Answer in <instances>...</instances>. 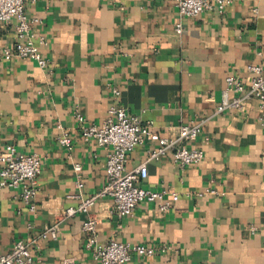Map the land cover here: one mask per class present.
Masks as SVG:
<instances>
[{
  "label": "crops",
  "instance_id": "obj_1",
  "mask_svg": "<svg viewBox=\"0 0 264 264\" xmlns=\"http://www.w3.org/2000/svg\"><path fill=\"white\" fill-rule=\"evenodd\" d=\"M25 8L41 20L35 43L49 64L5 60L2 49L18 37L15 21H0V144L38 154L42 172L34 211L19 190L0 187V251L36 238V264H98L83 229L93 215L102 242L173 246L126 264H264L261 111L256 100L245 110L217 111L228 75L248 80L249 64L264 66V0H229L223 12L197 17H181L174 0H26ZM115 88L117 102L153 121L162 136L200 123L190 145L205 157L185 167L169 157L148 161L141 186L164 191L166 199L179 194L167 212L157 201H142L133 214L120 215L100 197L91 214L68 217L65 210L81 202L75 195L97 194L107 181V150L81 137L74 112L103 122ZM65 131L71 150L58 140ZM154 147L150 140L137 146L127 168L146 161ZM56 223L57 239L40 236Z\"/></svg>",
  "mask_w": 264,
  "mask_h": 264
},
{
  "label": "built area",
  "instance_id": "obj_2",
  "mask_svg": "<svg viewBox=\"0 0 264 264\" xmlns=\"http://www.w3.org/2000/svg\"><path fill=\"white\" fill-rule=\"evenodd\" d=\"M181 17H197L206 11L223 12L229 0H174ZM26 0H0V21L9 24L15 21L18 41L2 49V57L7 60L32 59L41 67L49 64L41 47L35 43V26L41 22L39 18L30 17L25 8ZM184 30L182 21L175 25L177 34ZM41 43L44 37H40ZM250 77L245 80L239 76L228 75L226 87L222 90V101L218 112L228 109L245 110L249 100H256L261 111L260 119L264 122V66L249 64ZM114 102L108 108L106 118L101 123L88 122L79 108L74 114L81 137L84 140L94 139L107 150V181L97 193L88 197H80L78 206L65 210L66 216L77 213L91 214V208L98 198L108 197L113 201L115 211L120 215L133 214L142 201H157L162 212L170 210L179 199V194L173 192L171 199H166L164 191L149 190L141 186V181L148 176V161L169 157L181 167L200 163L205 152L201 148L191 147V142L197 139L202 128L200 123L180 124L172 136H162L156 130L153 121H143L138 115L131 114L127 108L117 102L120 90L115 88ZM59 142L71 150L72 137L64 132L58 137ZM147 140L155 143L148 150V158L133 169L127 164L131 152ZM76 172L82 166L75 164ZM42 172V158L36 153L19 152L13 144H0V187L19 190L22 200L29 205L30 210L36 209L35 197L38 193L39 176ZM82 187L83 183L79 182ZM211 192L216 193V190ZM201 194V193H199ZM86 234V247L92 252L98 264H126L133 256L151 257L164 254L173 249L171 244H132L117 239L102 242L97 234V218L90 215L83 225ZM58 224L46 226L41 237L57 239ZM38 240H17L8 252L0 251V264H36L33 245Z\"/></svg>",
  "mask_w": 264,
  "mask_h": 264
}]
</instances>
